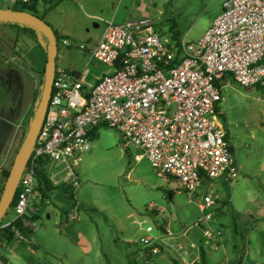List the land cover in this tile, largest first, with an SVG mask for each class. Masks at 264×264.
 I'll list each match as a JSON object with an SVG mask.
<instances>
[{"label":"built area","instance_id":"obj_1","mask_svg":"<svg viewBox=\"0 0 264 264\" xmlns=\"http://www.w3.org/2000/svg\"><path fill=\"white\" fill-rule=\"evenodd\" d=\"M62 45L88 52L91 60L113 72L87 96L80 75L57 67L45 121L12 214L7 212L0 222V238L12 227L17 242L27 240L19 229L35 232L40 162L48 163L55 186L74 191L80 186L77 169L91 148V132L101 126L119 131L127 151L133 146L141 152L137 161L149 160L159 178L174 183L191 199L215 181L232 187L239 179L234 146L218 112L231 81L245 89L264 88V0H227L196 42L177 45L164 40L155 24L143 18L126 24L107 22L101 40L91 49L72 39H63ZM202 199L201 218L182 235L199 229L212 244L213 192L207 189ZM139 226L145 232L139 251L146 260L160 257L167 247L180 255L188 253L184 244L169 242L173 237L169 226L145 222Z\"/></svg>","mask_w":264,"mask_h":264},{"label":"rangeland","instance_id":"obj_2","mask_svg":"<svg viewBox=\"0 0 264 264\" xmlns=\"http://www.w3.org/2000/svg\"><path fill=\"white\" fill-rule=\"evenodd\" d=\"M226 1L150 0L144 4L149 7L147 19L164 40L173 42V34L178 33L181 42H196L221 14ZM14 4L15 0H0V9H12ZM34 45L28 59L35 63L26 66L35 72L42 58H47V50ZM96 65L101 68L103 64L94 61L91 77ZM1 94L12 96L4 89ZM221 113L227 119L240 166V177L232 187L215 181L191 199L174 183L159 178L149 160L138 162L135 156L141 152L133 146L127 151L119 131L101 126L77 169L81 183L75 197L57 189L44 204L38 199L34 235L22 242L4 243L0 254L9 264H128L130 255L138 264H202L203 248L210 264H235L240 255H244V264H264V88L245 89L232 82L226 88ZM24 133L17 136L19 147ZM14 159L1 168V183L2 171L11 169ZM207 189L215 199L212 244L199 229L182 235L184 228L201 218L199 203ZM140 222L169 226L173 233L169 242L184 244L188 253L180 255L167 247L160 257L146 260L139 251L145 235Z\"/></svg>","mask_w":264,"mask_h":264},{"label":"crops","instance_id":"obj_3","mask_svg":"<svg viewBox=\"0 0 264 264\" xmlns=\"http://www.w3.org/2000/svg\"><path fill=\"white\" fill-rule=\"evenodd\" d=\"M148 2L150 0H64L52 11L45 12L44 5L39 10L45 22L52 25L62 37L91 49L101 40L107 22L126 24L147 18L149 7L144 3ZM34 44L36 39L31 33L0 23V168L9 166L15 158L19 148L17 136L25 131L31 120L36 94L44 77L47 58L45 61L42 58V65L35 72L26 66L29 63V67H32L35 63L33 59H28ZM13 58L16 60L8 64L7 61ZM94 61L88 52L72 53L63 45L56 59L57 67L80 75L84 85L83 93L87 96L104 75L113 72L111 67L102 63L101 68L98 65L94 67L96 72L91 77L90 69ZM232 82L226 84V88ZM2 89L12 96L1 94ZM53 168L52 165L48 166L49 171ZM2 184L0 182V187Z\"/></svg>","mask_w":264,"mask_h":264},{"label":"water","instance_id":"obj_4","mask_svg":"<svg viewBox=\"0 0 264 264\" xmlns=\"http://www.w3.org/2000/svg\"><path fill=\"white\" fill-rule=\"evenodd\" d=\"M0 23H13L27 26L41 33L47 43L41 37V45L47 48V64L45 68V82L42 95L37 103L36 110L31 117L29 129L25 139L14 159L9 177L0 199V222L7 214L16 197L17 189L23 177L27 164L32 156L37 143L40 130L44 124L46 113L52 96L53 84L57 70L58 42L54 30L41 18L29 12L15 11L12 9H0ZM0 262L9 264L8 259L0 254Z\"/></svg>","mask_w":264,"mask_h":264},{"label":"trees","instance_id":"obj_5","mask_svg":"<svg viewBox=\"0 0 264 264\" xmlns=\"http://www.w3.org/2000/svg\"><path fill=\"white\" fill-rule=\"evenodd\" d=\"M62 1H64V0H15V4H14V7L12 8V10L22 11V12H29V13H31L33 15L38 16L39 18H41L42 20L45 21L44 15L41 14V12L39 10V7L41 5H44L45 6V12H49V11L54 10ZM5 24L18 27L20 29H23V31H25L27 33H31L33 35V37H35L36 43L38 45H40V46H41V43L39 41V37H41L42 40L45 43H47L45 37L41 33H39L38 31H36L34 29H31V28H29L27 26H22V25H19V24H13V23H5ZM48 25L54 30V33L56 34L57 42H58V49H59V45L62 43L63 39H65V38L62 37L53 28L52 25H50V24H48ZM172 39H173L174 43H176L177 45H180L181 41L179 39V34L178 33H174L173 36H172ZM46 50H47V48H46ZM43 76H44L43 80H42V82L40 84V90L38 89L37 94H36L34 111L36 110L37 103L39 102V100L41 98V95H42V90H43L44 82H45V69L43 71ZM34 111H33V114H34ZM218 113H219V116L222 119L226 129L228 130L226 117L221 113V111L218 112ZM28 129H29V124L27 125V127L25 129V133H24L22 142L20 144V147H21V145H22V143H23V141L25 139V136H26V134L28 132ZM97 130L98 129H95L94 131L91 132V135L93 137L96 135ZM228 138L231 139V135L229 133V130H228ZM20 147H19V149H20ZM19 149H18V151H19ZM47 164L48 163L46 161H42V162L39 163V165H38V167L36 169V172H37V187L36 188H37V190H38V192L40 194L41 203L44 204L45 202H47L50 199L51 193L54 190H57V189H62L66 193L67 196H69L70 198H74V190L73 189H70L69 187H66L65 185L55 186L52 183L51 179L49 178L48 172H47ZM10 170L11 169L2 171V175L4 176V183L0 187V199H1L2 193L4 191L6 181H7L8 177H9ZM205 184H207V182ZM19 191H20V189L18 187L17 193H16V197H15V199H14L12 205H11V208L8 211L13 209V207L15 206ZM38 218L39 217H37V216L33 217L34 220H38ZM15 227L18 228V224H16ZM13 230H14V227H12L9 230H7L6 231L7 234L1 236L0 242H2L3 244L4 243L13 242V240H14V238H13L14 237V231ZM19 230L27 239H30L34 235V232L30 231L28 229H19ZM201 262H202V264H210L208 262V259H207L206 251L203 248H202V251H201ZM128 264H138V263L130 255ZM235 264H244V255H240L236 259Z\"/></svg>","mask_w":264,"mask_h":264}]
</instances>
